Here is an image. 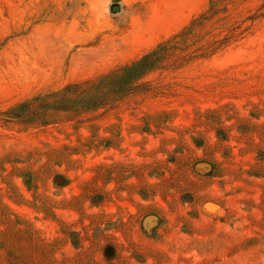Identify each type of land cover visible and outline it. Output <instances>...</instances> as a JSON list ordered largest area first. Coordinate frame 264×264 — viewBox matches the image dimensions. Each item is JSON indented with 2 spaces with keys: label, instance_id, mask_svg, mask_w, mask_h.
<instances>
[{
  "label": "rangeland",
  "instance_id": "1",
  "mask_svg": "<svg viewBox=\"0 0 264 264\" xmlns=\"http://www.w3.org/2000/svg\"><path fill=\"white\" fill-rule=\"evenodd\" d=\"M209 1L0 0V264H264V0ZM172 39L123 97L26 103Z\"/></svg>",
  "mask_w": 264,
  "mask_h": 264
},
{
  "label": "trees",
  "instance_id": "2",
  "mask_svg": "<svg viewBox=\"0 0 264 264\" xmlns=\"http://www.w3.org/2000/svg\"><path fill=\"white\" fill-rule=\"evenodd\" d=\"M217 1L210 0L208 9L194 21L204 23L212 20L219 10L220 0L218 3ZM178 43H180L178 40L173 39L160 42L139 58L115 70L91 79L69 83L60 90L37 95L26 103L37 102L36 105L41 109V116H45L50 110L97 108L108 100L129 94L136 82L148 71L162 65L173 50H181L179 47L181 45Z\"/></svg>",
  "mask_w": 264,
  "mask_h": 264
},
{
  "label": "water",
  "instance_id": "3",
  "mask_svg": "<svg viewBox=\"0 0 264 264\" xmlns=\"http://www.w3.org/2000/svg\"><path fill=\"white\" fill-rule=\"evenodd\" d=\"M116 7H117V5H113V7H112V8H113V9H115Z\"/></svg>",
  "mask_w": 264,
  "mask_h": 264
}]
</instances>
